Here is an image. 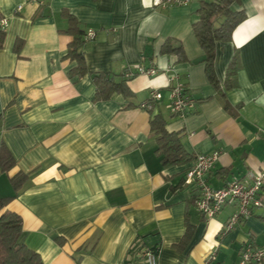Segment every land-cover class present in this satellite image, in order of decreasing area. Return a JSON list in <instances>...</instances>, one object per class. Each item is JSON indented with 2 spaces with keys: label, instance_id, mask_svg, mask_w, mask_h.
I'll return each mask as SVG.
<instances>
[{
  "label": "crops",
  "instance_id": "1",
  "mask_svg": "<svg viewBox=\"0 0 264 264\" xmlns=\"http://www.w3.org/2000/svg\"><path fill=\"white\" fill-rule=\"evenodd\" d=\"M154 1L0 0V18L8 19L0 30V143L15 159L0 172V196L15 193V174L28 175L6 210L21 217V240L43 264H149L129 252L155 246L157 264H235L245 245L264 246V209L225 230L236 205L204 217L196 188L184 183L199 153H219L207 176L213 188L264 173V0L233 4L246 17L231 41L216 45L218 91L192 30L200 0ZM63 11L96 33L82 46L89 73L80 78L68 77L75 63L65 58L72 37ZM166 40L183 48L184 61L161 53ZM235 53L237 85L226 89ZM138 66L156 72L126 80L133 98L94 100L92 73L120 79ZM176 77L195 100L184 116L170 110ZM153 89L161 98L141 107ZM157 113L191 160L162 165L149 127Z\"/></svg>",
  "mask_w": 264,
  "mask_h": 264
},
{
  "label": "trees",
  "instance_id": "2",
  "mask_svg": "<svg viewBox=\"0 0 264 264\" xmlns=\"http://www.w3.org/2000/svg\"><path fill=\"white\" fill-rule=\"evenodd\" d=\"M240 0H200V6L197 10L198 19L193 23V34L202 50L200 60L205 68V75L208 82L218 91L220 89L219 81L214 71V60L216 45L218 42L231 41L232 32L246 17L244 10H235L234 3ZM68 20V28L65 32L71 35L72 39L68 44L65 58L74 62V66L68 71L70 79L80 78L89 73L82 46L89 41L86 38L87 29L84 25L67 11H63ZM92 40V39H91ZM1 42V40H0ZM17 43L15 48H20ZM161 53L175 54L178 61L186 59L183 48L179 45L173 47L170 40L163 44ZM240 68V60L237 53L234 54L228 65L224 86L226 89L233 88L237 85L236 76ZM124 79H123V78ZM120 79L115 75L105 72L92 73V80L95 86V101L108 100L114 93L121 94L125 99H131L135 94L128 87L125 72ZM152 99L144 102L150 105ZM128 107L130 105H127ZM151 106V105H150ZM226 109L232 114L233 109L229 105ZM150 132L155 135L157 141V154L163 166H171L185 163L191 160V156L184 150L180 133L168 132L166 122L160 113L151 116L149 121ZM15 166V159L4 143H0V172H8ZM28 175L22 172L15 174L11 178V185L14 194L8 197L0 196V264H43L40 255L28 248L21 240L22 237V220L21 217L11 211L6 210L10 199L21 189L26 182ZM262 188V187H261ZM262 194V192H261ZM191 225L187 223V233L190 232ZM62 243L61 238H56ZM152 252L158 254L159 247L149 248ZM133 255V253H132Z\"/></svg>",
  "mask_w": 264,
  "mask_h": 264
},
{
  "label": "built area",
  "instance_id": "3",
  "mask_svg": "<svg viewBox=\"0 0 264 264\" xmlns=\"http://www.w3.org/2000/svg\"><path fill=\"white\" fill-rule=\"evenodd\" d=\"M189 1L191 0H155L154 4L163 6L170 4L182 5ZM18 9H20V6ZM7 26L8 19L0 18V30H4ZM95 35L93 29H88L86 38L91 40ZM155 72L152 68L145 69L138 66L135 69L127 70L125 77L132 78L135 75L151 76ZM170 97V110L175 115L184 116L186 112L195 106V100L188 94L185 85L178 78L171 87ZM160 98L161 93L158 90L153 89L150 92V99L159 100ZM145 107L149 108L150 105H145ZM218 154V152L196 154L194 162L185 173L184 183L193 185L196 188L197 195L194 199V205L204 217H214L228 204L233 203L236 205V212L231 214L225 224V230H230L242 219L251 215L255 209H264V196L261 194V187L264 185V173L249 171L242 179H233L223 187L213 188L207 182V176L217 160ZM129 255L145 260L149 264H157L158 262V254L145 247L138 253L135 247H132ZM214 255L213 252L208 257V261L213 260ZM262 262H264V246L255 247L247 244L241 250L239 260L235 264H257Z\"/></svg>",
  "mask_w": 264,
  "mask_h": 264
}]
</instances>
